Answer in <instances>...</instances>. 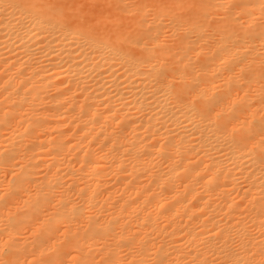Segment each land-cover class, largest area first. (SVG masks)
<instances>
[{"label": "bare ground", "instance_id": "6f19581e", "mask_svg": "<svg viewBox=\"0 0 264 264\" xmlns=\"http://www.w3.org/2000/svg\"><path fill=\"white\" fill-rule=\"evenodd\" d=\"M177 2L0 0L3 264H264V6Z\"/></svg>", "mask_w": 264, "mask_h": 264}, {"label": "rangeland", "instance_id": "374dc122", "mask_svg": "<svg viewBox=\"0 0 264 264\" xmlns=\"http://www.w3.org/2000/svg\"><path fill=\"white\" fill-rule=\"evenodd\" d=\"M219 3H223V1L225 0H218ZM187 3V0H178L177 3L174 4H165V5H159L155 11L157 12L158 15H162L160 16L162 18L161 22L165 23L168 22V18L170 17H174V16H180L181 13L183 12V8L185 7ZM107 17L106 14L97 16L96 18H100V19H105Z\"/></svg>", "mask_w": 264, "mask_h": 264}, {"label": "snow or ice", "instance_id": "6c2138e0", "mask_svg": "<svg viewBox=\"0 0 264 264\" xmlns=\"http://www.w3.org/2000/svg\"><path fill=\"white\" fill-rule=\"evenodd\" d=\"M262 6H264V0H262ZM0 264H3V261H0Z\"/></svg>", "mask_w": 264, "mask_h": 264}]
</instances>
